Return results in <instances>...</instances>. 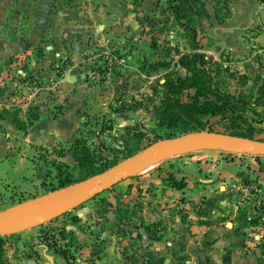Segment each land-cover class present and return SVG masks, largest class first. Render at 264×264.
Returning <instances> with one entry per match:
<instances>
[{
  "label": "rangeland",
  "instance_id": "374dc122",
  "mask_svg": "<svg viewBox=\"0 0 264 264\" xmlns=\"http://www.w3.org/2000/svg\"><path fill=\"white\" fill-rule=\"evenodd\" d=\"M202 1L210 18H197L193 22L198 41L195 49L192 32L180 26L181 21L170 13L167 0H0V91L16 95L15 101L21 103L22 97L37 90L38 99L52 112L60 113L65 108L71 114L82 113L80 127L71 137L70 145L78 138L79 151L83 150L99 170L113 162L116 165L126 161L170 134V137L184 134L178 127L159 125L155 109L163 107L166 75L183 76L184 69L178 60L195 50L205 54L206 59L212 58L213 81L221 91L250 100L256 110L255 113L247 110L246 121H236L235 125L218 116H202L200 120L205 126L197 131L264 140V3ZM196 99L201 102L202 97L196 98L193 90H183L180 96L181 104L188 106ZM129 113H138V120ZM59 150L60 146L53 157L52 153L38 149L34 168L43 165L45 173L41 177L33 175L21 184L0 179V214L62 188L57 186V169L52 166ZM218 150L213 149L216 155H224L226 162L264 166V153ZM207 153L192 150L161 154L138 174L90 197H76L71 206L47 220L0 230V237L6 242L0 264H18L35 250L45 252L38 244L39 235L49 226H62L64 237L55 231L57 246L68 248L71 256L76 255L73 264H81L85 259L80 253L89 249V245L83 250L79 238L90 243L95 240L91 235L100 232L98 225L114 228L106 218L111 210L115 218L127 217L131 210L139 224L148 221L154 225L152 238L160 233L165 238L161 242L152 241L150 246L166 248L170 264H176L175 248L170 243L175 232L172 221L175 213L183 222L187 220L180 213L184 207L174 205L180 197L170 195V172L182 167L180 163L175 167L178 160ZM70 172L72 181L78 182L82 171L72 168ZM234 189V202L238 198L258 199L254 211L264 227V180L254 182L246 191L239 184ZM157 199L163 201L156 204ZM132 204L133 208H128ZM155 204L169 210L153 212ZM78 212L82 219L71 222L70 215ZM131 238L126 243L117 239L114 246L122 251L143 245L138 235ZM254 241L262 243L257 237ZM47 253L53 255L52 250ZM87 262L90 264V259Z\"/></svg>",
  "mask_w": 264,
  "mask_h": 264
},
{
  "label": "crops",
  "instance_id": "0c3cea01",
  "mask_svg": "<svg viewBox=\"0 0 264 264\" xmlns=\"http://www.w3.org/2000/svg\"><path fill=\"white\" fill-rule=\"evenodd\" d=\"M36 91L31 92L26 98L22 97L24 102L21 103L19 100L15 101L16 95L0 91V179L21 184L25 178L29 177L28 179L31 180L34 176L44 175L42 164L37 169L34 168V163L39 157L38 149L52 153L54 157V150L60 146L58 152H61V155L56 156L57 161L69 167L75 164L70 141L74 132L80 127L82 113L71 114V110L65 108H62L60 113L52 112L45 103H42L43 100L38 99ZM29 109L32 112H28ZM13 118L31 123L22 130L13 122L15 120ZM213 149L215 148L199 149L208 153L178 160L175 162V167L179 163L182 167L170 172L176 180H183L185 183L182 189H175L169 185L172 191H167H170V195L174 197H180L174 205L184 207L185 213L182 211L180 213L184 214L187 220V223L183 222L182 217L175 213L172 221L175 232L170 243L175 248L173 252L175 262L176 264H192L191 262L264 264L263 221H257L254 211L258 199L248 197L243 205L233 207L234 185L239 184L246 191L254 182L263 183L264 166L255 168L250 164L235 165L233 162H226L224 155H216L217 152ZM218 151L220 152V149ZM232 180H236L235 184H229ZM160 201L163 199H157L156 204ZM156 204L152 209L153 212L165 213L169 210ZM133 205H128V208L132 209ZM120 212L121 210L118 209L117 215ZM107 213H109L106 214L107 222L109 225H114V228L98 225L100 232L91 235L95 240L90 243H87L85 238H79L83 241L81 245L83 250L89 245L87 247L89 249L85 252L80 251V256L85 259L81 264H88V259L90 264H170V255L166 252V248L155 249L150 246L152 241L161 242L165 238L161 233L158 237L152 238V233L156 231L154 225L148 221L139 224L131 210L127 217L123 218L119 216L115 218L113 210ZM227 215L231 216L229 217L231 220H228ZM71 216H76L77 220L82 219L79 212L70 215V221L75 222ZM135 234L139 236L142 246L128 247L126 250L122 248V251L118 246H114L117 239L126 243L132 241L131 237ZM256 237L262 243L255 242ZM92 243L95 244L94 249H90L93 248ZM35 252L37 256L21 259L18 264H69L60 255L52 257V254L46 252L40 253L37 250ZM74 255L72 254L71 264ZM75 260L78 258L76 257ZM119 260L123 261L119 263Z\"/></svg>",
  "mask_w": 264,
  "mask_h": 264
},
{
  "label": "trees",
  "instance_id": "16d2710c",
  "mask_svg": "<svg viewBox=\"0 0 264 264\" xmlns=\"http://www.w3.org/2000/svg\"><path fill=\"white\" fill-rule=\"evenodd\" d=\"M258 1L264 3V0ZM167 2L170 13L174 18L179 20V22L181 21L180 26L182 25L184 30L192 32L190 35L192 36L193 48L197 49V30L195 29L193 22L196 21L197 18H210V14L206 10L204 2L202 0H167ZM153 45L155 47V44ZM178 62L184 69V75H166L164 81L166 90L162 100L163 107H157L155 109L159 125L168 128L178 127L180 128L181 133H185L202 130L205 126V122L200 120L202 116H218L219 119L232 121L233 125H235L236 121H246L248 118L246 116L247 110L252 113L256 112L251 105L252 102L250 100L244 97L235 96L231 93L223 92L215 85L212 70L210 68L212 58L206 59L205 54L194 50L191 53L182 55ZM183 90H193L196 98L202 97L201 102L196 99L193 105L188 106L181 104L180 96ZM13 119H15L13 122L16 123L17 127L22 130H25L31 123L30 121L24 123L20 120H16V118ZM170 136H172V134H170L169 137ZM77 139L78 138L74 139L71 144L75 157V164L72 167H69L61 161L52 160V166L57 169L55 177L58 188L75 182L72 181L71 177L70 171H72V168H77L82 171L81 177L77 180L79 181L98 174L116 163L113 162L111 165L97 170V168L93 166V160L87 159L83 154V150L79 151L78 148L81 141ZM127 142L128 140H125L126 144ZM117 146V148H121L119 144H117ZM57 155L60 156L61 152H58ZM169 177L171 178V183L169 184L171 187L182 189L185 186L183 180H176L172 175ZM71 219L76 221L77 217L71 216ZM54 227L55 226H49L40 231L39 237L41 240L38 244L43 247V250L46 253L52 250V257L60 255L71 264L70 260L72 259V256L69 254L68 248L57 246L54 236L55 231L62 237H64L65 232L62 228ZM5 243V240L0 237V255ZM37 255L36 252H33V255H29V257Z\"/></svg>",
  "mask_w": 264,
  "mask_h": 264
},
{
  "label": "water",
  "instance_id": "95a60500",
  "mask_svg": "<svg viewBox=\"0 0 264 264\" xmlns=\"http://www.w3.org/2000/svg\"><path fill=\"white\" fill-rule=\"evenodd\" d=\"M135 121L138 113H129ZM215 148L228 152L264 153V140L227 135L208 130L187 132L157 140L122 163L78 182L71 183L39 197L24 205L0 214V229L12 226L29 215L71 201L78 196L90 197L112 184L138 174L144 165L161 154Z\"/></svg>",
  "mask_w": 264,
  "mask_h": 264
},
{
  "label": "bare ground",
  "instance_id": "6f19581e",
  "mask_svg": "<svg viewBox=\"0 0 264 264\" xmlns=\"http://www.w3.org/2000/svg\"><path fill=\"white\" fill-rule=\"evenodd\" d=\"M72 202H73V200L59 204V205H56L54 207H51V208L44 210V211H41V212L33 213V214L29 215L28 217L24 218L23 220L16 221L12 226L6 227V228H1L0 230L3 231V229H5L6 231H8V230H12V229H18L20 227L22 228L26 224L32 225V224H36L38 222H42V221L47 220V219L51 218L52 216L60 213L61 211L65 210L66 208H68L69 206L72 205Z\"/></svg>",
  "mask_w": 264,
  "mask_h": 264
},
{
  "label": "built area",
  "instance_id": "2783aa9c",
  "mask_svg": "<svg viewBox=\"0 0 264 264\" xmlns=\"http://www.w3.org/2000/svg\"><path fill=\"white\" fill-rule=\"evenodd\" d=\"M253 192V191H252ZM243 201L245 202V199L243 200H241L240 198H238L235 202H233V207L234 208H237V207H239L240 205H242L243 204Z\"/></svg>",
  "mask_w": 264,
  "mask_h": 264
}]
</instances>
